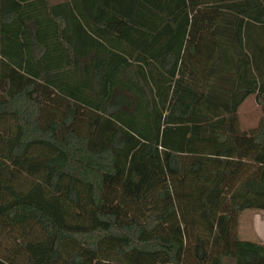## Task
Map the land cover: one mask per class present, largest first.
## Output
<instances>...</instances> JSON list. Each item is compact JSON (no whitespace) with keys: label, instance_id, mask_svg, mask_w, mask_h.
<instances>
[{"label":"trees","instance_id":"16d2710c","mask_svg":"<svg viewBox=\"0 0 264 264\" xmlns=\"http://www.w3.org/2000/svg\"><path fill=\"white\" fill-rule=\"evenodd\" d=\"M250 96L264 0H0V264H264Z\"/></svg>","mask_w":264,"mask_h":264},{"label":"crops","instance_id":"0c3cea01","mask_svg":"<svg viewBox=\"0 0 264 264\" xmlns=\"http://www.w3.org/2000/svg\"><path fill=\"white\" fill-rule=\"evenodd\" d=\"M247 100L248 98L245 100V102ZM6 160L8 161L9 159L6 158ZM7 165L10 168H8L9 172L6 175V185L8 186V188L14 189L15 185H17L16 180L13 177L14 166L10 162H8ZM238 237L241 241L251 242L264 246V210L249 209L240 214ZM224 264H236V262L233 259L226 258Z\"/></svg>","mask_w":264,"mask_h":264},{"label":"rangeland","instance_id":"374dc122","mask_svg":"<svg viewBox=\"0 0 264 264\" xmlns=\"http://www.w3.org/2000/svg\"><path fill=\"white\" fill-rule=\"evenodd\" d=\"M65 0H51V3L58 4ZM239 120H240V126L241 129L244 131H251L258 127L261 120L264 117V111L260 105H258L255 96H251L248 98V100L240 107L239 109ZM12 130V127L10 128ZM11 133V132H10ZM39 156L47 157L42 152L39 154ZM29 157H32V155H29ZM73 180V183L71 184V187L77 188L81 192H84V184L77 180Z\"/></svg>","mask_w":264,"mask_h":264}]
</instances>
